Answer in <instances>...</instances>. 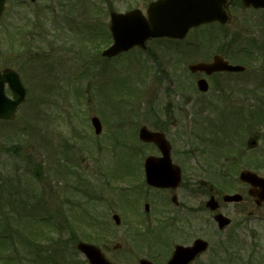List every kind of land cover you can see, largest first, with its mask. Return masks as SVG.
I'll list each match as a JSON object with an SVG mask.
<instances>
[{
	"label": "rangeland",
	"instance_id": "obj_1",
	"mask_svg": "<svg viewBox=\"0 0 264 264\" xmlns=\"http://www.w3.org/2000/svg\"><path fill=\"white\" fill-rule=\"evenodd\" d=\"M147 3L7 0L0 18V69L9 67L18 72L27 95L13 120H0V240L8 241L7 245L0 241V264H88L75 248L82 239L100 246L114 264H138L140 258L153 255L145 243L133 242L136 226L146 229L135 214L144 211L146 202L160 206L165 198L151 192L139 200L136 193H127L137 181H143L136 166L143 161L142 154L153 149L140 142L139 128H159L166 116L181 126L170 127L172 148L194 152L190 164L204 182L201 200H208L204 192L210 185L222 183L220 176L209 172V161L216 162L214 169L220 168L221 161L226 173L235 161L229 177L231 190L249 199L228 206L232 224L222 232L209 211L202 208L201 237L211 247L200 264H229L232 260L221 247L225 244L232 247L231 252L240 251L245 261L251 258L253 264H264V203L249 215L256 204L248 195L250 186L238 178L244 169L264 176V62L261 65L258 59L264 55V45L234 43L226 45L225 54L227 49L215 51L219 45L194 52L187 49V42L151 41L146 50L133 49L115 58L96 52L98 42L105 48L111 10L141 8L145 12ZM66 18L71 25L65 23ZM95 27L100 35L93 37ZM231 28L229 25L228 31ZM228 31L212 32L225 36ZM203 35L205 32L191 34ZM216 52L232 55L237 61L248 60L250 66L236 75L240 81L221 77L219 82L216 78L209 93L202 95L188 65ZM218 87L232 91L227 100L238 103H223L217 108L199 104L218 100ZM191 100L198 104L189 106ZM93 116L103 125L99 135L91 123ZM250 139L257 141L253 148L247 145ZM127 146L141 156L131 161L136 174L130 177L131 182L122 181L121 171L114 175L116 167L120 169L116 156ZM76 167L82 172L80 176ZM85 176L93 185L83 184ZM77 187L97 197L88 201L76 192ZM129 196L134 206L124 205L130 203ZM114 213L121 216L120 225L114 223ZM102 222L105 229L99 228ZM170 233L163 234L162 248L180 243L174 234L168 239ZM162 248L156 247L155 254ZM35 249H47L46 262L37 258Z\"/></svg>",
	"mask_w": 264,
	"mask_h": 264
},
{
	"label": "flooded vegetation",
	"instance_id": "obj_2",
	"mask_svg": "<svg viewBox=\"0 0 264 264\" xmlns=\"http://www.w3.org/2000/svg\"><path fill=\"white\" fill-rule=\"evenodd\" d=\"M79 1V0H78ZM158 0H148L147 7ZM174 3L179 0H172ZM187 2H194L195 0H186ZM198 2H201L198 0ZM224 9L226 14L229 17V22L223 24L221 21H210L203 23L197 27H193L189 30L187 35L181 39H171V38H154L152 40L156 41H178V42H187L186 44H189L190 47H187V49L196 51H203V46H209V45H219L218 48L216 47L215 51L219 50L224 52L226 49V53L228 52V48L226 45H231L234 43H243L249 45L256 44L257 45H264V7H255L253 5H244L242 0H227L226 4L224 5ZM68 21H70L69 18H67ZM232 25V28L230 31H228V26ZM214 29H220V30H227L228 34L224 36H217L213 34L212 30ZM234 29V30H233ZM196 32H207V34L203 36H191V34ZM222 47V49H220ZM249 51V47H247V52ZM263 53H264V47H263ZM216 54L222 53H214V55L211 56V58L205 57L202 61H210ZM225 56V55H223ZM232 56V55H229ZM264 55L258 57L260 59L261 65H263L264 62ZM230 63H233L230 58H227ZM247 65L249 64V61L247 62ZM247 69L243 70L242 72H216L211 75H206L203 72H197L193 76L195 77V82L197 84V80L200 78H206L210 83L214 82V80L217 78L219 82H222L221 77H226L229 81H240L241 79L237 77L236 75L244 73ZM218 82V83H219ZM243 85H240L238 88L241 90ZM221 88L218 87V93L221 94L218 97V100L213 101H206V102H199L200 105H208L209 108H217L220 107V105H223V103L226 104H234L238 103L237 101L227 100L230 99L226 96L225 92L219 91ZM232 91L228 90V94L231 95ZM244 92V90L242 91ZM231 93V94H230ZM174 103V102H173ZM198 103L194 100H191L188 102L189 106L197 105ZM170 105V104H168ZM169 109V108H168ZM177 112L179 113L181 110L177 107ZM167 111V114H169ZM176 114V111L174 110L172 115ZM182 123V122H181ZM181 127L180 122L178 123V120H171V118H168L166 116L165 122L162 124V128L164 129V133L166 137L170 140L171 139L169 135L170 127ZM153 147L152 150H150L148 153H146L145 158L147 157H160L162 155L160 149L154 144L150 143ZM172 146V142H171ZM193 152L190 150H176L175 148L171 149L170 157L174 165H177L180 168L182 181L180 185L177 188H155L151 186H147L146 189H144V195L147 197L151 192H157L160 194H163L162 197L165 198V200L162 202L160 206L149 204L148 209L142 211V212H136L135 217H137L139 220L146 219L148 228L146 231H141L138 229H135L132 233L133 235V242L135 244H140L145 242V245L147 248L153 253V255H149L148 259L153 261L155 264H166L169 259L171 258L173 251L175 250L176 245H184V246H191L194 244L195 240L198 238H201V212L202 208L204 210H208L210 216L212 218L215 216V212L219 211L227 214V208L231 205H239L244 202H249V199L243 195V199L239 203H229L225 202L223 197L225 194L230 193L232 187V179H230V174H227L225 179L226 181L222 180V183L218 186H214L216 184L210 185L207 189V191L204 192L205 198H211L214 197L218 201V209L217 211H211L206 207L207 201H202V184L204 185V182L201 181L200 175H198L197 172H195V167L192 166L193 164H190L192 161V155ZM144 158V160H145ZM138 170H141L143 172V177L145 179L144 174V164H140L137 166ZM229 168V167H228ZM197 169V168H196ZM229 173V172H228ZM206 185V183H205ZM207 188V187H205ZM226 188V190L224 189ZM249 191V189H248ZM233 193V192H232ZM251 201L256 204V207H254L249 215L254 213L260 206L264 203L257 204L256 198L251 197ZM204 202V203H203ZM153 206L156 208H153ZM155 210V211H154ZM170 233L168 236V239L172 234L175 235V237H178L180 239V243L174 244V246L171 247H163L161 244H163L164 236L163 234L165 232ZM139 241V242H138ZM161 241V242H160ZM157 247V249L162 250L155 254L154 249ZM206 253H200L198 254L192 261H190L188 264H200L201 263V257ZM232 257H234L232 255ZM147 258V257H146ZM249 260V258H248Z\"/></svg>",
	"mask_w": 264,
	"mask_h": 264
},
{
	"label": "water",
	"instance_id": "obj_3",
	"mask_svg": "<svg viewBox=\"0 0 264 264\" xmlns=\"http://www.w3.org/2000/svg\"><path fill=\"white\" fill-rule=\"evenodd\" d=\"M226 0H213L212 16H204L198 11V7L187 5L185 8L181 1L177 5L168 7L167 0H160L149 7L148 17L140 9H134L126 13L112 12L111 31L114 37V44L104 51L108 57L115 56L123 51H127L134 46L145 47L146 41L151 37H179L185 36L187 31L193 25L206 21V19H216L220 17L223 4ZM6 0H0V17L5 7ZM254 3L256 6H264V0H247L246 3ZM202 14V15H201ZM210 15V12L208 13ZM223 21H226L225 19ZM192 71H205L208 74L219 70L241 71L242 66H233L225 61L222 57L216 56L213 62H200L190 66ZM6 84L12 92V98L6 94ZM199 88L202 91L208 90L206 80H199ZM26 88L19 74L12 69L0 70V118L12 119L15 116L16 109L25 100ZM95 131L99 134L102 131L101 121L98 117L92 119ZM139 137L145 142H154L163 152V157L156 159L149 157L145 161V175L148 184L156 187H177L181 180L180 169L173 166L169 157L170 145L160 132L150 131L146 127L140 129ZM255 141L253 142V144ZM240 178L251 183L254 188L250 193L258 196L259 200H264V177L251 171H243ZM226 201H240L241 196L238 194L228 195ZM212 209L217 207V203L212 199L209 202ZM216 220L220 228H224L230 223V219L222 214L216 215ZM117 224L121 220L118 215L114 216ZM208 242L202 239L195 241L193 246H177L173 257L167 264H187L198 253L206 250ZM78 249L84 253L90 264H112L95 245L79 242ZM140 264H154L147 259H142Z\"/></svg>",
	"mask_w": 264,
	"mask_h": 264
},
{
	"label": "trees",
	"instance_id": "obj_4",
	"mask_svg": "<svg viewBox=\"0 0 264 264\" xmlns=\"http://www.w3.org/2000/svg\"><path fill=\"white\" fill-rule=\"evenodd\" d=\"M34 175H37V174L35 173ZM0 241H2V240H0ZM1 243H3V244L6 245L8 242L3 240V242H1ZM3 244H2V245H3ZM27 244H28V246H29V245H30V242H27ZM47 249H48V248H47ZM47 249H43V250H41V251H37V253H38L40 256H41L42 254H43V256H45V255H44V251H46Z\"/></svg>",
	"mask_w": 264,
	"mask_h": 264
}]
</instances>
